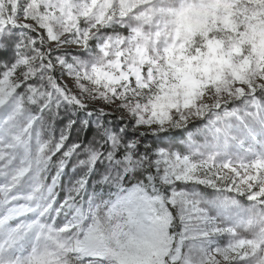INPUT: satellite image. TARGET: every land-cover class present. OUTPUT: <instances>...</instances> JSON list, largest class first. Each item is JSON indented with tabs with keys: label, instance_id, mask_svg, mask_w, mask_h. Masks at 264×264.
Masks as SVG:
<instances>
[{
	"label": "snow or ice",
	"instance_id": "snow-or-ice-1",
	"mask_svg": "<svg viewBox=\"0 0 264 264\" xmlns=\"http://www.w3.org/2000/svg\"><path fill=\"white\" fill-rule=\"evenodd\" d=\"M0 264H264V0H0Z\"/></svg>",
	"mask_w": 264,
	"mask_h": 264
},
{
	"label": "rangeland",
	"instance_id": "rangeland-1",
	"mask_svg": "<svg viewBox=\"0 0 264 264\" xmlns=\"http://www.w3.org/2000/svg\"><path fill=\"white\" fill-rule=\"evenodd\" d=\"M50 182V180H49ZM58 193H59V198L62 199L63 198V195L64 193L60 190V189H57ZM61 193V194H60Z\"/></svg>",
	"mask_w": 264,
	"mask_h": 264
},
{
	"label": "trees",
	"instance_id": "trees-1",
	"mask_svg": "<svg viewBox=\"0 0 264 264\" xmlns=\"http://www.w3.org/2000/svg\"><path fill=\"white\" fill-rule=\"evenodd\" d=\"M61 194V193H60Z\"/></svg>",
	"mask_w": 264,
	"mask_h": 264
}]
</instances>
